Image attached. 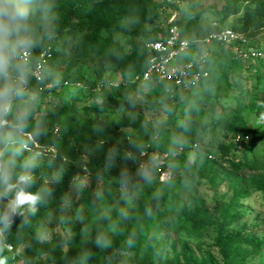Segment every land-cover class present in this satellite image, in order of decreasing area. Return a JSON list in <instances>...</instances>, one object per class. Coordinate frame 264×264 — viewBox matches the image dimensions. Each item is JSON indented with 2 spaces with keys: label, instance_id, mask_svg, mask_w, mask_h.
I'll return each instance as SVG.
<instances>
[{
  "label": "trees",
  "instance_id": "16d2710c",
  "mask_svg": "<svg viewBox=\"0 0 264 264\" xmlns=\"http://www.w3.org/2000/svg\"><path fill=\"white\" fill-rule=\"evenodd\" d=\"M188 1L179 0L182 5ZM18 2L27 8L28 16L22 22L19 34L7 38L15 51L14 54L4 51L9 67L6 77L0 75V123L5 121L0 124V130L8 128L13 133L0 137V194L12 203L21 190L36 195L38 199L34 210L24 205L13 209L11 215L0 218V250L9 254V264H17V260L24 258L30 264H80L85 258L93 264H202L192 256L184 261L163 257L154 237L163 228L177 222L180 229L195 235L205 233L213 225L231 223L238 214L239 201L248 195L244 186L232 187L220 221L205 210L195 189H189L182 201L172 191H168L167 200L151 193V206L141 214L140 225L122 233L124 242L112 251L94 246L101 238L102 230L109 231L107 222L98 220L91 221L87 228L90 237L86 234V240L78 249L63 250L56 242H44L41 237L73 213L78 192L74 180L79 175L100 180L105 186L133 189L150 173L169 171L171 164L160 162L165 153L181 154L182 147L195 144L201 147L194 160L175 162L172 172L183 170L191 179L208 178L214 170L213 164L219 159L224 162L221 170L227 178L243 176L252 166L245 158H236L234 150L237 147L244 151L251 149L258 140H264V134L247 125L239 107L224 108L213 121L154 130L144 127L138 119L92 118L69 104L50 113H38L31 102L20 98L21 91L43 97L57 85H87L83 78L84 69L110 68L122 71L128 77L141 73L150 58L145 43L165 35L166 21L175 9L181 8L180 4L174 0ZM162 9H167L163 25L148 30L147 22L157 18ZM216 13L222 16L220 23L204 20L200 12L187 19L177 16L171 22L193 47L224 27L222 22L229 15H235L229 28L247 39L255 41L264 29V0H246L242 10L239 5H223ZM23 42H27L26 45ZM21 47L31 53L27 62L18 58ZM41 54V79L36 80L31 70ZM190 57L186 54L181 59ZM235 61L244 64L241 60ZM217 62L213 51L206 65L209 76L190 91L165 81L155 85L166 99L188 96L199 86H211L217 78L227 76V69L217 68ZM66 81L69 84L65 85ZM49 83L51 85L46 87ZM119 87L126 89L124 85ZM111 89L117 87L104 89L97 107H136L133 101L113 95ZM93 95L96 96L97 92ZM250 107L264 108V93ZM205 130L211 136L208 139L203 134ZM219 134L229 136L230 140L227 143L220 141ZM27 136L32 140L25 148L20 140ZM211 147L219 155L209 153L207 150ZM153 208H163L168 216L173 215L177 220L164 219ZM91 209L94 212L93 206ZM241 242L244 241L238 235L216 238L221 264H237V259L244 258V253L240 254ZM8 245L12 248L8 249ZM18 245L22 248L16 253ZM40 256L44 258L37 262Z\"/></svg>",
  "mask_w": 264,
  "mask_h": 264
},
{
  "label": "rangeland",
  "instance_id": "374dc122",
  "mask_svg": "<svg viewBox=\"0 0 264 264\" xmlns=\"http://www.w3.org/2000/svg\"><path fill=\"white\" fill-rule=\"evenodd\" d=\"M246 0H189L181 8L175 9L176 17L182 16L187 19L197 12L201 13L204 20L211 23H220L221 15L216 13L223 5H239L242 10ZM167 9H162L159 16L148 21V30L161 27L164 23ZM235 15H229L222 22L224 27H229ZM256 41L249 39L250 44ZM210 53L215 51L218 62L217 68L227 69L226 77H219L211 86H199L188 96L169 97L162 94L155 84L130 83L128 76L122 71L110 68L97 70L84 69L83 78L87 85H73L64 87L57 85L48 91L43 97L21 91L20 98L31 102L38 113H50L63 104H69L81 114L97 119L124 120L138 119L146 128L159 129L183 128L189 123H200L213 121L215 116L224 108L239 107L247 125L264 134V108L257 110L250 105L256 104L264 93V64L246 61L240 65L232 57V49L217 43H209L204 46ZM125 82L126 89L117 87L111 89L116 97L133 101L136 107H110L99 108V96L102 91L95 92L94 87L106 80ZM8 104L6 105L7 111ZM5 121H1L3 124ZM8 128L0 130V137L12 135ZM207 139L211 136L208 130L203 132ZM32 138L27 136L21 139L24 147ZM219 140L227 143L230 138L219 134ZM18 141V140H17ZM201 146L187 144L180 150L181 154L165 153L160 162L171 164L167 173L152 174L141 178L136 188L126 186H105L102 181L94 180L87 175L75 177L77 187L76 205L71 216L62 223L56 225L51 232L44 234L41 240L44 242H56L63 250L69 248L78 249L82 241L86 240L87 228L93 220L109 225V231L101 232L96 248L103 251H112L124 241L122 233L135 229L140 225L141 214L145 208L151 206L149 195L151 193L167 200L168 191H172L179 201L185 199L184 194L189 189H195L203 200L205 210L212 215L216 221H220L221 212L232 194V187L244 186L248 195L239 201L238 214L231 223L221 226L213 225L203 234L195 235L179 228V223L163 228L155 237L154 242L161 247L163 257L167 259L178 258L184 261L186 257L192 256L198 263L221 264V255L216 244V238L238 235L244 242L240 244V254L244 258L236 260L237 264H264V140H258L251 149L243 150L235 148L236 158H245L252 169L246 174L235 179L227 178L221 170L219 159L213 164L214 170L208 178L191 179L183 170L172 169L175 162H192ZM209 153H217L214 147L207 150ZM219 155V154H218ZM94 207V212L92 211ZM159 211L164 219L177 220L176 217L168 216L167 210L153 208ZM13 210L12 202L0 194V218L10 214ZM94 217V218H93ZM90 237V234H87ZM249 243V244H248ZM22 248L17 246L16 253ZM8 253L0 250V259L4 264H9ZM44 256L37 258L41 262ZM28 259L17 260V264H30ZM68 264H74L70 262ZM80 264H93L88 259H83ZM97 264V263H96Z\"/></svg>",
  "mask_w": 264,
  "mask_h": 264
},
{
  "label": "built area",
  "instance_id": "2783aa9c",
  "mask_svg": "<svg viewBox=\"0 0 264 264\" xmlns=\"http://www.w3.org/2000/svg\"><path fill=\"white\" fill-rule=\"evenodd\" d=\"M174 1L178 5L180 4L179 0ZM175 18L176 13L174 10L166 21L168 27L165 35L162 38L145 43V47L150 53L149 62L141 73L128 77V82L156 84L165 81L181 90L190 91L209 76L206 65L211 53L204 48L209 43L231 47L232 57L235 60H241L244 63L246 61L264 63V29L256 37L259 40L256 44H250L249 39L233 29L222 27L210 33L199 45L193 47L187 39L181 36L177 25L171 22ZM186 54H190L191 57L182 60L181 58ZM30 57V51L24 47L19 49L18 58L22 62H27ZM42 60L43 54L40 55L39 61L31 70L36 80L41 79ZM64 84L67 85L69 82L66 81ZM78 84L76 83V85ZM50 85L49 83L46 87ZM120 85H125V82L119 83L109 79L98 83L94 90L99 92ZM160 173L165 175L167 172L160 171ZM7 247L8 249L12 248L10 245Z\"/></svg>",
  "mask_w": 264,
  "mask_h": 264
},
{
  "label": "clouds",
  "instance_id": "9594fccd",
  "mask_svg": "<svg viewBox=\"0 0 264 264\" xmlns=\"http://www.w3.org/2000/svg\"><path fill=\"white\" fill-rule=\"evenodd\" d=\"M27 16V8L21 6L18 0H0V75L6 77L9 67V59L4 55V51L8 50L13 54L15 51L8 43L7 38L19 34L22 22ZM26 43L23 42L25 45ZM37 199L36 195L21 190L16 193L12 207L16 209L28 205L34 210ZM0 264H4L2 259H0Z\"/></svg>",
  "mask_w": 264,
  "mask_h": 264
}]
</instances>
